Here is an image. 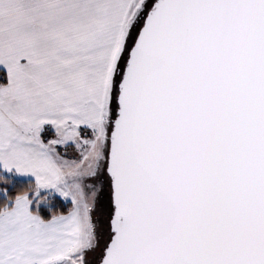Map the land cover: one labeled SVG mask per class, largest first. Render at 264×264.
I'll return each instance as SVG.
<instances>
[{
	"label": "snow or ice",
	"instance_id": "obj_1",
	"mask_svg": "<svg viewBox=\"0 0 264 264\" xmlns=\"http://www.w3.org/2000/svg\"><path fill=\"white\" fill-rule=\"evenodd\" d=\"M0 264H264V0H0Z\"/></svg>",
	"mask_w": 264,
	"mask_h": 264
},
{
	"label": "trees",
	"instance_id": "obj_2",
	"mask_svg": "<svg viewBox=\"0 0 264 264\" xmlns=\"http://www.w3.org/2000/svg\"><path fill=\"white\" fill-rule=\"evenodd\" d=\"M16 182H17V184H19V183H22V180L18 179Z\"/></svg>",
	"mask_w": 264,
	"mask_h": 264
}]
</instances>
